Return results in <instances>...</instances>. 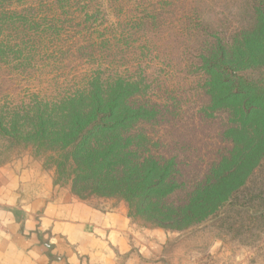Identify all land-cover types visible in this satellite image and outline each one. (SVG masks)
<instances>
[{
  "label": "rangeland",
  "instance_id": "1",
  "mask_svg": "<svg viewBox=\"0 0 264 264\" xmlns=\"http://www.w3.org/2000/svg\"><path fill=\"white\" fill-rule=\"evenodd\" d=\"M259 1L0 0V11L16 18L0 28V120L35 101L57 103L97 78L137 81L131 104L155 114L127 128L131 147L142 158L175 160L165 203L178 205L213 163L238 152L230 132L236 118L212 107L203 57L250 28ZM247 72L264 84V64ZM29 162L73 192L72 180L57 173L54 151L13 142L0 130V171ZM246 185L199 223L154 220L142 196L131 202L119 193H73L104 207L123 203L143 234L166 233L163 251L199 264H264V156Z\"/></svg>",
  "mask_w": 264,
  "mask_h": 264
},
{
  "label": "trees",
  "instance_id": "2",
  "mask_svg": "<svg viewBox=\"0 0 264 264\" xmlns=\"http://www.w3.org/2000/svg\"><path fill=\"white\" fill-rule=\"evenodd\" d=\"M6 13L0 11L1 29L8 20H16L9 14L13 12ZM2 45L0 40V51ZM263 64L264 0H260L254 24L231 45L218 42L203 57L212 107L230 110L236 118L230 132L235 133L238 152L213 163L178 205L165 203L174 187L175 160L142 158L131 147L135 136L127 128L155 114L148 106L131 104L139 90L137 81L97 78L57 103L35 101L24 112L17 108L11 119L1 117L0 130L13 142L24 140L54 151L57 173L72 180L77 194L119 193L131 202L142 196L154 220L199 223L247 186L249 174L264 156V84L247 72Z\"/></svg>",
  "mask_w": 264,
  "mask_h": 264
},
{
  "label": "crops",
  "instance_id": "3",
  "mask_svg": "<svg viewBox=\"0 0 264 264\" xmlns=\"http://www.w3.org/2000/svg\"><path fill=\"white\" fill-rule=\"evenodd\" d=\"M164 238L137 229L123 203L60 187L39 162L0 171V264H199L163 251Z\"/></svg>",
  "mask_w": 264,
  "mask_h": 264
}]
</instances>
